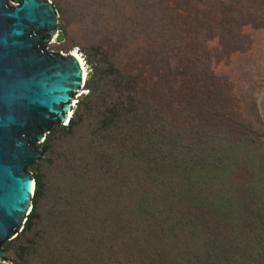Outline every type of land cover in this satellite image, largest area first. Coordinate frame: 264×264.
<instances>
[{
	"label": "rangeland",
	"instance_id": "rangeland-1",
	"mask_svg": "<svg viewBox=\"0 0 264 264\" xmlns=\"http://www.w3.org/2000/svg\"><path fill=\"white\" fill-rule=\"evenodd\" d=\"M47 1L63 42L46 50H75L85 65L73 113L93 97L80 101L76 128H50L48 150L27 167L43 197L32 231L3 243L0 264H264V0ZM162 52L190 60L187 84L176 83L193 85L184 96L226 118L211 127L198 122L203 111L190 115L172 147L152 134L135 148L124 127L105 134L112 114L98 115L103 75L91 79L88 60L124 71ZM185 106L170 100L177 113Z\"/></svg>",
	"mask_w": 264,
	"mask_h": 264
},
{
	"label": "water",
	"instance_id": "water-1",
	"mask_svg": "<svg viewBox=\"0 0 264 264\" xmlns=\"http://www.w3.org/2000/svg\"><path fill=\"white\" fill-rule=\"evenodd\" d=\"M15 1L0 0V259L32 207L35 180L27 167L42 157L50 128L67 125L83 84L75 56L46 50L63 42L54 6Z\"/></svg>",
	"mask_w": 264,
	"mask_h": 264
},
{
	"label": "trees",
	"instance_id": "trees-1",
	"mask_svg": "<svg viewBox=\"0 0 264 264\" xmlns=\"http://www.w3.org/2000/svg\"><path fill=\"white\" fill-rule=\"evenodd\" d=\"M159 55V61H156V59L152 57H148L144 60H138V58L129 60L127 62V68L124 71L119 69L114 63L107 61L104 56L97 57L93 55L92 58L88 60V63L91 64V69L89 70V74H92L91 79L95 76L103 75L101 80L103 83V102H100V106H104V109L101 110L98 115L103 117L105 110L108 115L110 113L112 114V117L107 122L108 125L104 128L105 134H110L112 130L114 131L111 126L117 128L124 127L125 131L134 130L133 139H135V148L141 141L145 140L146 144L149 143L150 135L152 134H156L159 138L162 137L161 145L167 143L170 144V147L175 146L178 138L175 137L177 131L174 133L173 130L182 129L184 124L187 128L190 125L189 122L195 119V117L189 116L198 114L201 111H203V113L199 114L201 119L198 118V122L209 124L211 127L216 124V122H210L211 119L219 117L225 119L228 115L223 108L214 106L215 102L213 101L211 109H207L206 107L201 109L195 99L194 102H190V98L184 96L189 88L193 89V85L188 89H186L185 86H178L187 84L184 80H186L188 73L186 69L190 65V60L188 58H183V60L179 59L177 61L172 54H170L168 58L163 52ZM171 58L175 59L174 64L171 66L172 68L165 66L163 63ZM92 61L94 62L92 63ZM138 62L142 66L138 65ZM157 64L163 66L158 68ZM102 67H106V71H101ZM163 68L164 72L162 71ZM180 68H185V72H180L178 70ZM133 70H137V72L133 74ZM196 77H198V75H196ZM176 83L178 85H176ZM174 87H176V89L172 90ZM92 97L91 91H88L80 101L84 100V105L87 106L86 100ZM171 99L179 103L185 102L186 106L184 108H179L177 113L176 110L174 111V109L169 108ZM80 101L69 122L66 126H61V130L67 131L77 127L80 116V114H78V109L81 105ZM173 116H176V119L179 120H175ZM177 121H179L180 126L175 125ZM225 122L227 121H220L219 123L224 125ZM151 129L153 131H151ZM196 143H199V141ZM41 145L44 152H46L48 146L46 144ZM149 157L151 156L145 157L144 160ZM32 176L35 180L31 199L32 207L24 222L23 229L16 237V241H20L28 232L32 231V221L36 218V210L43 197V182L40 174ZM152 180L156 182L158 178L154 177ZM263 191L264 189L262 193ZM25 248L26 247L23 249ZM6 259L5 257L2 260Z\"/></svg>",
	"mask_w": 264,
	"mask_h": 264
},
{
	"label": "bare ground",
	"instance_id": "bare-ground-1",
	"mask_svg": "<svg viewBox=\"0 0 264 264\" xmlns=\"http://www.w3.org/2000/svg\"><path fill=\"white\" fill-rule=\"evenodd\" d=\"M72 55L75 53V55H73V56H75L77 59H78V61H79V63H80V66L82 65V67H81V69H82V81L84 82V80H85V77H86V70H85V65H84V62H83V59H81V56H79L77 53H76V51L75 50H72L71 52H70ZM71 113V112H70ZM71 115H69L68 114V117H70Z\"/></svg>",
	"mask_w": 264,
	"mask_h": 264
},
{
	"label": "snow or ice",
	"instance_id": "snow-or-ice-1",
	"mask_svg": "<svg viewBox=\"0 0 264 264\" xmlns=\"http://www.w3.org/2000/svg\"><path fill=\"white\" fill-rule=\"evenodd\" d=\"M73 55H75V53ZM81 67H82V65H81ZM69 115H71V113H69ZM65 122L67 123V121H65Z\"/></svg>",
	"mask_w": 264,
	"mask_h": 264
},
{
	"label": "clouds",
	"instance_id": "clouds-1",
	"mask_svg": "<svg viewBox=\"0 0 264 264\" xmlns=\"http://www.w3.org/2000/svg\"><path fill=\"white\" fill-rule=\"evenodd\" d=\"M31 210V209H30ZM30 210H29V212H30ZM29 212H28V214H29Z\"/></svg>",
	"mask_w": 264,
	"mask_h": 264
}]
</instances>
